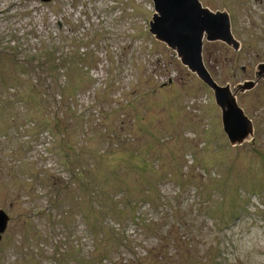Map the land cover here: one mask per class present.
Returning a JSON list of instances; mask_svg holds the SVG:
<instances>
[{"label":"rangeland","instance_id":"obj_1","mask_svg":"<svg viewBox=\"0 0 264 264\" xmlns=\"http://www.w3.org/2000/svg\"><path fill=\"white\" fill-rule=\"evenodd\" d=\"M226 11L219 85L255 81L264 0ZM151 0H0V264H264V81L230 147L211 91L149 33Z\"/></svg>","mask_w":264,"mask_h":264},{"label":"water","instance_id":"obj_2","mask_svg":"<svg viewBox=\"0 0 264 264\" xmlns=\"http://www.w3.org/2000/svg\"><path fill=\"white\" fill-rule=\"evenodd\" d=\"M151 3L154 14L149 33L172 50L181 66L211 91L229 145L238 147L252 142L254 126L239 106L237 96L254 90L260 81H264V62L255 68V81L232 87L219 85L206 69L202 52L204 43L216 42L233 52L240 50V42L231 32L228 13L212 12L202 7L198 0H151ZM7 221L6 213L0 210V234L5 231Z\"/></svg>","mask_w":264,"mask_h":264},{"label":"trees","instance_id":"obj_3","mask_svg":"<svg viewBox=\"0 0 264 264\" xmlns=\"http://www.w3.org/2000/svg\"><path fill=\"white\" fill-rule=\"evenodd\" d=\"M238 104H239V102H238ZM245 112V111H244ZM254 130H255V127H254ZM255 132V131H254ZM255 138V137H254ZM254 138H253V140H254ZM246 145V144H245ZM231 147V146H230ZM232 148H237V147H232ZM261 160H262V162H264V156L261 158Z\"/></svg>","mask_w":264,"mask_h":264},{"label":"bare ground","instance_id":"obj_4","mask_svg":"<svg viewBox=\"0 0 264 264\" xmlns=\"http://www.w3.org/2000/svg\"><path fill=\"white\" fill-rule=\"evenodd\" d=\"M47 1H49V0H47ZM47 1H46V2H47ZM46 2H44V3H46Z\"/></svg>","mask_w":264,"mask_h":264}]
</instances>
